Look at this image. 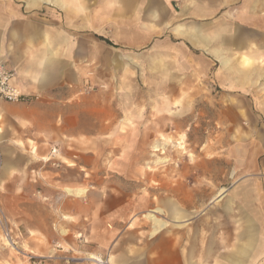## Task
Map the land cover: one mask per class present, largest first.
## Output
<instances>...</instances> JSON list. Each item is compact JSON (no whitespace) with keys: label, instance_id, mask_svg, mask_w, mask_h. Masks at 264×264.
<instances>
[{"label":"crops","instance_id":"0c3cea01","mask_svg":"<svg viewBox=\"0 0 264 264\" xmlns=\"http://www.w3.org/2000/svg\"><path fill=\"white\" fill-rule=\"evenodd\" d=\"M22 1L26 7L0 0V62L15 71L16 84L33 96L29 103L0 99L3 173L9 176V171L22 174L29 169L34 172L32 182L46 196L66 190L70 195L61 202L63 214L73 220L65 227L89 239L95 250L105 248L102 239L106 237L112 243L113 264H264V0H105L110 13L100 18L101 0H93L94 33L88 27L72 26L70 0ZM74 2L81 11L83 1ZM44 4L64 12L62 24L55 22V14L31 11ZM104 17L112 24V70L118 75L119 88L130 91L137 82L143 92L170 93L165 95L171 107L184 105L174 101L197 98V92L218 89L229 97L223 106L235 108L252 127L247 142L253 145L240 150L237 171L243 176L232 190L236 193L230 195L233 199L211 205L215 214L206 227L199 214L193 215L190 231L177 228L173 235L163 229L166 222L149 213L150 229L129 230L135 209L132 199H104L101 192L98 198L101 186H87L88 172L99 169L103 161L104 153L93 140L106 128L105 119L102 105H95L94 130L88 131L81 121L88 106L82 97L73 102L72 86L81 83L83 62L103 61L100 50L109 44L99 32ZM56 145L68 166L54 168L42 161ZM15 155L28 159L26 165L9 160ZM67 170L77 173L66 176ZM9 179L14 185L6 183V189L15 187L17 194L16 199H2L7 213L17 224L43 236L45 242L34 249L48 252L56 217L47 210V214L24 219L28 209L26 199L18 195L20 179L18 175ZM178 206L163 200L157 210L182 218ZM109 221L115 232L106 228Z\"/></svg>","mask_w":264,"mask_h":264},{"label":"rangeland","instance_id":"374dc122","mask_svg":"<svg viewBox=\"0 0 264 264\" xmlns=\"http://www.w3.org/2000/svg\"><path fill=\"white\" fill-rule=\"evenodd\" d=\"M13 1L26 7L22 0ZM70 1L71 11L68 17L72 26L88 27L92 32L95 31L96 6L92 5L94 1L82 0L81 11L77 10L74 0ZM104 1H100L97 9L101 14H98L99 18L110 13L106 12L110 5H104ZM31 11L55 14V22L63 23L64 12L56 6L44 4L41 8ZM100 21L103 23L99 32L104 33L110 40L112 24L107 22L110 20L104 17ZM100 51L103 61L87 59L83 62L81 83L77 81L74 83L75 87L72 86L73 102L82 97L88 106L87 116L82 115L81 118L82 125H87L90 132L94 130L92 111L97 104L102 105V115L105 119L106 128L97 141L93 140L104 153L103 161L100 162L99 169L88 172L87 186H101L100 191H97L98 198L101 192L104 199H132L135 209L130 219L133 221L128 224L129 230L137 226L150 229L153 222L147 217L149 213H154L166 222L163 229L173 235L177 228L190 231L189 220L193 215L199 214L206 227L210 220L213 222L215 214V208L210 210L211 205H219L223 199H233L230 195L236 192L233 193L232 190L243 176L237 171V165L241 162V148L251 144L250 141L247 142L252 128L249 121L240 119L235 108L223 106L225 98L229 97L218 89L212 92H197L195 96L198 97L191 101L173 102L184 104L180 107L170 106V93L143 92V85L137 82H134L135 89L124 91V87L119 88L118 75L112 70L114 55L111 44L103 46ZM135 63L139 65L141 62L137 59ZM77 67L78 65L76 69ZM130 85H133L132 82ZM261 127H264L263 123ZM87 143L91 145L92 140ZM180 143L184 148H180ZM30 144L33 145L31 141ZM58 148L57 145L52 146L50 154L42 161L54 168L68 166V163L60 158ZM8 158L15 163L18 159L25 165L28 160L17 155ZM8 173L9 176L3 173V155L0 151V185L3 184V187L0 186V264H32L27 255L30 253L51 257L42 264H61L64 263L65 257L79 255L78 251H83L81 255H108L111 264L114 263L110 252L112 243L109 244L106 237L102 239L105 248L95 250L91 247L89 239L79 232L71 233L65 227L67 221L73 220L63 214L61 202L65 196L70 195L66 190L51 197L46 196L41 192V187L36 185L37 182H32L34 172L27 169L22 174L14 170ZM76 173L75 170L65 172L66 176L70 177ZM17 175L21 182L18 195L26 199L25 208L28 209L24 219H32V215L37 216L40 213L47 214V210L48 213L52 210V216L56 217L54 235L49 236L51 247L48 252L34 249L37 243L45 242V238L32 233L24 224H17L7 213L2 202V199H16L17 189H6L5 184L12 185L9 178L15 180ZM222 190H225V193L220 198L218 195ZM92 195L95 196L94 193ZM88 196L90 198V194ZM163 200L178 204L184 216L176 219L170 211H158ZM9 204L14 211L15 202ZM105 226L109 231H116L113 221H109ZM6 227H11L15 236H18V249L5 245L3 230Z\"/></svg>","mask_w":264,"mask_h":264},{"label":"built area","instance_id":"2783aa9c","mask_svg":"<svg viewBox=\"0 0 264 264\" xmlns=\"http://www.w3.org/2000/svg\"><path fill=\"white\" fill-rule=\"evenodd\" d=\"M16 73L13 69L7 66L5 63L0 62V99L9 103H29L32 101L33 96L26 94L22 91L19 85L16 84ZM37 98V97H34ZM18 236H15L14 230L11 227H6L3 230V240L6 246L13 249H18ZM80 253L77 256L65 257L64 263H75V262H86L90 264H111L108 255L103 256L100 254L86 253L82 254L83 251H78ZM30 263L32 264H42L46 259H51L48 257H40L38 255L27 254Z\"/></svg>","mask_w":264,"mask_h":264},{"label":"trees","instance_id":"16d2710c","mask_svg":"<svg viewBox=\"0 0 264 264\" xmlns=\"http://www.w3.org/2000/svg\"><path fill=\"white\" fill-rule=\"evenodd\" d=\"M101 39L105 40L107 43L112 44V42L109 39H106L104 37H101Z\"/></svg>","mask_w":264,"mask_h":264},{"label":"bare ground","instance_id":"6f19581e","mask_svg":"<svg viewBox=\"0 0 264 264\" xmlns=\"http://www.w3.org/2000/svg\"><path fill=\"white\" fill-rule=\"evenodd\" d=\"M181 142V141H180ZM181 144V143H180ZM155 146V145H154ZM158 146H160V145H158ZM165 146V145H164ZM180 148L182 149V148H184V146L181 144L180 145ZM156 150H158V149H156ZM57 150H54V152H56Z\"/></svg>","mask_w":264,"mask_h":264}]
</instances>
